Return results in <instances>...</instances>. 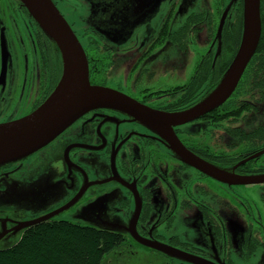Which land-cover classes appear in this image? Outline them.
I'll list each match as a JSON object with an SVG mask.
<instances>
[{"label":"flooded vegetation","instance_id":"af4514ba","mask_svg":"<svg viewBox=\"0 0 264 264\" xmlns=\"http://www.w3.org/2000/svg\"><path fill=\"white\" fill-rule=\"evenodd\" d=\"M51 1L82 43L89 82L156 111L180 112L197 103L216 86L240 47L243 0H210L211 6L209 0H164L150 40L125 52L129 63L122 82L114 79L115 47L103 30L82 20L90 10L109 19L114 13L100 8L101 0ZM154 1L130 0L132 20ZM259 2L264 9V0ZM114 31L122 37L117 28ZM173 50L181 55L178 62L170 58ZM158 61L166 66L165 73L189 64L191 73L185 81L157 85ZM61 71L57 44L22 2L0 0V123L36 110L56 87ZM240 77L222 104L173 126V131L201 160L222 171L227 168L226 174L256 180L232 182L230 175L225 180L207 175L174 154L166 132L159 134L118 109L95 108L33 153L0 166V250L35 225L29 222L68 220V209L93 196L111 195L119 200L125 228L136 233L127 237L101 228L121 236L115 249L141 245L155 251L147 243L157 241L204 264H264V215L236 194L239 188L259 186L264 205V49L252 53ZM163 201V209L156 210ZM180 214H189L185 218L193 235L194 222H202L201 240L167 234ZM230 223L237 226V244ZM169 262L195 264L175 256Z\"/></svg>","mask_w":264,"mask_h":264},{"label":"water","instance_id":"95a60500","mask_svg":"<svg viewBox=\"0 0 264 264\" xmlns=\"http://www.w3.org/2000/svg\"><path fill=\"white\" fill-rule=\"evenodd\" d=\"M259 1L243 0L240 47L217 86L190 108L180 112L166 113L136 102L117 90L91 84L83 47L54 2L51 0H20L48 38L57 44L61 54L62 71L61 78L52 93L36 110L21 119L0 123V166L33 153L85 112L95 110V108H112L151 126L159 134H161L159 130L163 131L162 134L166 132L168 135L165 137L172 144L171 147L178 156L203 173L221 180H225L230 175L234 178L232 182L248 183L256 180L254 177H236L234 174H225L218 167L201 160L180 143L174 134L173 126L190 122L210 112L222 104L233 92L261 35ZM42 220L37 219L29 224H36ZM132 234L136 237V233ZM147 245L154 249L167 251L171 256H178L182 260L199 264L195 262L198 261L196 258L180 251L175 252L155 241L148 242Z\"/></svg>","mask_w":264,"mask_h":264},{"label":"rangeland","instance_id":"374dc122","mask_svg":"<svg viewBox=\"0 0 264 264\" xmlns=\"http://www.w3.org/2000/svg\"><path fill=\"white\" fill-rule=\"evenodd\" d=\"M101 1L102 2L100 8L108 10L109 12H111V14L114 13L112 19H109L102 13L100 14L99 11L90 10V12H85V15L83 16L82 20L85 21L87 24L93 23L97 28L103 30L107 37V40L111 43V45L115 47V51H117V54L115 57L116 66L113 72L114 79L121 80L123 82L125 76L128 73L127 71L129 63V61L126 59L127 55L125 54V52L127 50L131 51V49H134L140 41L150 40L149 35L152 34L155 30L153 19L155 18V15L159 12V6L164 2V0H155L154 4L151 6L150 9L144 11V13L139 15L137 19L133 20L130 15V0H128V2H126V0ZM209 4L210 6L212 5L210 0ZM123 7L126 8L125 11H122ZM106 20L109 21L105 22ZM96 23H102V25L99 26ZM115 28H117L122 33L121 38H118L116 36L114 31ZM193 52L194 51H191L189 52V54H192ZM180 57L181 55L176 50L170 52V58L173 61L178 62ZM189 58H191V55L189 56ZM155 67L158 71V73L155 75V81L157 85L175 82L179 83L185 81V78H187L189 73H191V64H189L187 67H183L182 70H177L175 68L168 70L167 73H165L166 66L163 65L161 61H158ZM173 152L175 155H178L175 150H173ZM223 172L226 174L229 172V170L226 168L225 170H223ZM259 192V186L257 187L255 185H248L245 188L243 187L241 189H237L236 194L239 195V197L243 199L248 205L251 204L253 208L259 209V211H261V213H263L264 215V205L262 204V199ZM220 193L222 195L221 191ZM118 202V198L111 195H108L106 197L102 195L93 196L89 199V201H82L78 208H75L74 210L73 208L70 210L68 209V219L76 223H82L89 226L92 225L100 229L106 228L110 230L113 229L119 232H124L125 236L132 237L129 228H125V223L120 220L122 216L120 211L117 210ZM164 204L165 202L163 201L158 206H155V209H163ZM189 214L178 215L173 229H166L167 234L169 233V235H171L175 232L177 234L179 233L180 237L184 240H189L190 238L201 240L205 235V228L199 219L196 220L193 226L197 230V234L193 235L190 229H188V219L185 218V215ZM228 227L230 229L231 238L233 239V242L237 244L236 236L238 234V229L236 224L230 223ZM157 243L161 244L164 247L172 249L175 252L179 251L178 249H175L174 247H171L166 243ZM156 250L158 251L159 249ZM156 250L152 251L146 246L143 247L141 245H134L131 248L121 247L118 249H113L111 252L106 253L100 264H170L169 261L171 256H168L170 254L167 251L165 252L159 250V252L161 251L163 253L168 254L166 255V257H161V254ZM180 252L183 253L182 251ZM177 257L178 256H176V258ZM178 259L181 258L178 257ZM195 262L199 264H204L203 260H198Z\"/></svg>","mask_w":264,"mask_h":264},{"label":"trees","instance_id":"16d2710c","mask_svg":"<svg viewBox=\"0 0 264 264\" xmlns=\"http://www.w3.org/2000/svg\"><path fill=\"white\" fill-rule=\"evenodd\" d=\"M260 13L261 35L255 53L264 49V9ZM120 242L119 234L69 219L47 220L30 226L15 244L0 250V264H100Z\"/></svg>","mask_w":264,"mask_h":264}]
</instances>
